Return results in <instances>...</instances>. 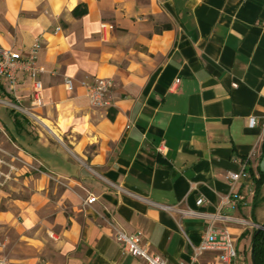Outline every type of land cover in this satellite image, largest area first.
Masks as SVG:
<instances>
[{
	"label": "crops",
	"instance_id": "1",
	"mask_svg": "<svg viewBox=\"0 0 264 264\" xmlns=\"http://www.w3.org/2000/svg\"><path fill=\"white\" fill-rule=\"evenodd\" d=\"M35 42L43 104L31 106L21 73L12 94L0 84V96L47 124L15 110L0 119V151L11 157L0 152V161L24 174L0 186L12 264H144L116 230H139L150 254L183 264L206 232L224 229L231 263L254 264L251 236L264 224V180L254 183L264 175V0H0V45ZM103 76L114 80L109 106L90 107L78 82ZM230 172L241 173L234 185ZM90 194L95 203L82 204ZM220 257L209 249L196 262L225 264Z\"/></svg>",
	"mask_w": 264,
	"mask_h": 264
},
{
	"label": "built area",
	"instance_id": "2",
	"mask_svg": "<svg viewBox=\"0 0 264 264\" xmlns=\"http://www.w3.org/2000/svg\"><path fill=\"white\" fill-rule=\"evenodd\" d=\"M103 23L101 27H104ZM112 28L111 25H108ZM41 44L35 42L26 51H17L12 48H5L0 45V84L8 83V91L11 93L14 90V85L17 81L19 73H21L24 78H28L31 82V106L37 107L43 104V83L41 81L40 75L43 72L42 68L36 65L37 60V50H39ZM178 79L175 80V83ZM63 85L67 92H72L76 88L74 79L71 77H63ZM78 85L83 88L85 96L87 98L88 104L93 108H103L109 106V93L114 87V80L111 77H94L89 80H80ZM236 87V83L231 84ZM12 94V93H11ZM7 103L13 110H18L19 112L33 117L34 120L38 119L41 125L46 126L39 118L35 115L34 111L30 108H22L17 106L10 101ZM256 124V120L251 117L249 119V126L253 127ZM261 132L264 134V123L261 124ZM240 172H230L227 174V179L234 185L240 177ZM97 197L90 194L84 200V205H91L95 203ZM228 201V198H227ZM203 202L202 198L197 200L198 204ZM257 228H264V226L259 225ZM116 241L125 247V251L134 257H138L143 260L144 264H167L165 259L157 254H150L146 245L143 241V236L141 232L135 231L131 233H126L122 230H116L114 233ZM219 250L221 251V260L225 264H232V259L236 258L237 252L233 244L232 237L226 229L221 231L209 230L205 233L200 244L195 246V253L190 262H185L183 264H197V255L201 254L205 250ZM0 264H12L6 252V242L0 240Z\"/></svg>",
	"mask_w": 264,
	"mask_h": 264
},
{
	"label": "rangeland",
	"instance_id": "3",
	"mask_svg": "<svg viewBox=\"0 0 264 264\" xmlns=\"http://www.w3.org/2000/svg\"><path fill=\"white\" fill-rule=\"evenodd\" d=\"M0 98H2V99H6L7 101H10L11 103H14V104H16L17 106H19V108L20 107H22L23 108V105L22 104H20V103H16L15 101H13V100H11L10 98H8V97H2V96H0ZM10 106H12V105H10ZM7 103L5 104V103H2V102H0V119L3 121V122H6V123H8V122H10V116H9V113H10V110H11V107H10ZM16 112H18V113H21V112H19L17 109L15 110ZM46 123V122H45ZM29 126L31 127V129H32V126L29 124ZM32 131H34V129L32 130ZM29 149V151H31V152H33V153H41V150H39V149H41V148H39V147H35V146H33V147H29L28 148ZM1 152V151H0ZM3 155H5L7 158H11L9 155H6L4 152H1ZM4 159L2 158V161H0V186H2V185H6L8 182H10V181H14V179L13 178H17L18 179V181L16 182V184L18 183H20V178L22 177L23 178V175L24 174H19V172L17 171V169H15V168H11V167H9L8 165H7V161H3ZM13 161L15 162V163H17V165H18V167L17 168H19V166L20 165H22V164H24V162L21 160V158L20 157H15L14 159H13ZM20 193H21V191H19ZM233 240V239H232ZM234 242V241H233ZM245 243H246V247L248 248V246H249V244H250V240H249V237H247L246 239H245Z\"/></svg>",
	"mask_w": 264,
	"mask_h": 264
},
{
	"label": "trees",
	"instance_id": "4",
	"mask_svg": "<svg viewBox=\"0 0 264 264\" xmlns=\"http://www.w3.org/2000/svg\"><path fill=\"white\" fill-rule=\"evenodd\" d=\"M87 11L85 5H77L73 9L72 13L74 16H82ZM13 112V109L10 110ZM115 112L110 108L108 110V117L110 119L114 118ZM15 115V114H14ZM262 153H264V142L261 145ZM262 180H264V175H260L254 183L258 185ZM264 226V224H262ZM251 247H252V260L254 264H264V228H256L252 232L251 236Z\"/></svg>",
	"mask_w": 264,
	"mask_h": 264
},
{
	"label": "bare ground",
	"instance_id": "5",
	"mask_svg": "<svg viewBox=\"0 0 264 264\" xmlns=\"http://www.w3.org/2000/svg\"><path fill=\"white\" fill-rule=\"evenodd\" d=\"M43 123H45L44 121H43ZM46 124V123H45ZM47 125V124H46Z\"/></svg>",
	"mask_w": 264,
	"mask_h": 264
}]
</instances>
